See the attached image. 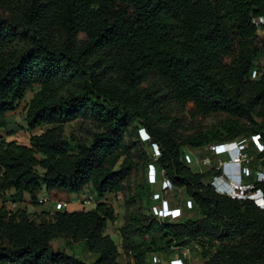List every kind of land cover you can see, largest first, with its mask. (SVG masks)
Listing matches in <instances>:
<instances>
[{"label": "trees", "instance_id": "obj_1", "mask_svg": "<svg viewBox=\"0 0 264 264\" xmlns=\"http://www.w3.org/2000/svg\"><path fill=\"white\" fill-rule=\"evenodd\" d=\"M261 18L264 0H0V131L35 87L25 122L30 132L46 127L29 145L0 135V201L14 193L39 205L44 192L50 203L67 202L89 187L99 201L124 195L142 144L151 161L158 147L157 185L169 181L165 201L181 210L158 220L134 209L122 228L134 262L122 263L106 234L116 221L112 207L39 218L1 205L0 264H87L80 249L96 257L92 264H147L148 255L200 239L219 244L209 264H264V208L218 193L211 182L221 168L196 173L185 160L186 149L210 157L211 144L240 139L251 170L243 182L264 199L257 181L264 150L251 140L264 142V121H257L264 119V71L250 79L264 57ZM167 103L192 118L226 112L230 119L181 140ZM74 121H89L88 137L66 133ZM140 129L150 139L133 142L131 131ZM134 194L131 201L162 208L147 182ZM135 236L143 242L132 245Z\"/></svg>", "mask_w": 264, "mask_h": 264}, {"label": "rangeland", "instance_id": "obj_2", "mask_svg": "<svg viewBox=\"0 0 264 264\" xmlns=\"http://www.w3.org/2000/svg\"><path fill=\"white\" fill-rule=\"evenodd\" d=\"M256 24L258 25L259 30H261L263 24L261 19L256 20ZM263 71H264V57H261L255 61L252 73L250 75V79L252 80L258 79V77L261 75ZM39 90L40 87H35L33 90L27 92L23 97V99L19 102L17 109L13 112H10L7 115L9 125L7 129L0 131V135H2L7 141H17L19 144L29 145L32 136L39 135L45 131L46 127H42L40 129L35 130L34 132H30L28 131L27 123L25 122L27 106L31 101V99ZM165 110H167L172 117L177 118L180 121L179 123L180 127L177 132L181 136V140H185L188 137L193 136L198 131L210 132L215 127L219 126L221 122H225L230 119L229 114L226 112H221L210 116H199L196 118H192L188 113L182 111L180 108L170 103H167L165 105ZM257 121L263 122L264 119L258 118ZM243 123L246 122L244 121ZM91 128L92 126L90 125L89 121H87V123H83V121H78V122L74 121L65 126V131L66 133L73 132L78 137L86 138L88 137ZM131 137L133 142H137L138 140L143 142V140L140 137L139 130L137 131V134L134 130H132ZM238 140L240 139H236L234 141H230L226 143L231 144V146H234L235 144L240 145ZM251 140L254 144L256 143L255 146L257 149L258 147L260 148V146H258V143L255 141L253 137H251ZM260 142L262 145H264L262 139H260ZM216 144L218 143L211 144L210 149L212 148V146ZM245 148L246 150L248 149V143L245 144ZM260 149H258L259 153L262 152ZM186 151H187L186 153L190 155L194 160V162L189 166L196 173H203L212 167L220 168L223 163L230 161L229 156L217 157L213 153L210 154V157H206L205 154L208 153L207 150L186 149ZM153 152L155 154V158L152 161H155L158 154L157 152H155V150H153ZM134 158L137 166L133 171V175L130 179L129 185L126 188L124 195L108 194L104 197L103 200H100L97 204L86 207L80 201V198H82L80 196L93 195L94 198H97L96 194L92 191V188L89 187L85 192H83L79 196L76 194L71 195L69 200V202H71V206L69 208L70 211H80V210L91 211L95 209L98 206V204H105L114 209L116 215V221L114 223H108L106 234L110 235L113 241L118 246L120 252L119 261L122 263L134 262L133 259H131L127 253V251L129 250V245L124 241V236L122 233V228L126 225L128 218L130 214L133 212V210L139 209L143 213H146L149 216L153 214L154 216L157 217L158 220H161V217L158 216V214H156L155 212L154 208L157 207L156 205H152L151 209L149 210L145 206L144 202L131 201L135 195L134 193L136 187L146 182L152 185L154 190L153 198L154 200H158L156 195L160 194L161 199L159 200H162V206L164 205V200H166V197L169 196L170 194L169 191L163 192V185H161V187L157 185L158 180L155 184L150 183V181H153V179L152 176L149 177V174L151 173L149 172V168H150L149 165L153 164V162L150 160L148 156L147 149L142 144L137 145V149L134 152ZM260 161H264V158H261ZM145 164H148L147 168H145ZM250 173L251 170L248 171L246 175ZM220 179H221L220 183H218L217 186L219 187V185L222 184V187L221 188L219 187L222 190V192L228 191V193H232L237 198L248 197L255 201H262V205L264 206L262 193L256 187L252 186L250 183L243 182L242 176L237 174H233V176L222 175ZM257 181L264 182L263 169L258 171ZM235 193L238 194L235 195ZM45 196L46 195L44 192L41 193L40 199L41 198L44 199ZM4 199L0 201V206L5 205V207L9 210H12V205H11L12 202H19V208L21 210H26L29 213H35L37 214V217H39L40 214L42 213L52 214L54 212L53 211L54 204H50L49 207L46 208L43 207L44 205L34 204L32 200L28 199L27 197L14 195V193H8ZM131 242L132 245H137L142 243L143 239L135 236ZM218 245H219L218 243H209L208 241L203 239L193 240V241H189L188 243L182 246H173L169 248L165 253L162 254L154 253V255L159 256L164 262V264H168L171 259H174L180 255L187 256L189 260V264H209V260L211 259V257L214 254H216V252L218 251ZM77 254L87 264H92L96 260V257L85 249L78 250ZM205 254H207L206 257ZM151 256L152 255L147 256L146 258L147 264H152Z\"/></svg>", "mask_w": 264, "mask_h": 264}, {"label": "built area", "instance_id": "obj_3", "mask_svg": "<svg viewBox=\"0 0 264 264\" xmlns=\"http://www.w3.org/2000/svg\"><path fill=\"white\" fill-rule=\"evenodd\" d=\"M261 21H262V23H264V19L261 18ZM139 133H140V137L143 140V142H146L150 139V136L145 129H140ZM253 138L258 143V146H260V148H261L260 149L258 147V149L263 151L264 145H262L260 142L261 138L258 135L253 136ZM239 143H240V145L235 144L234 146H231V144H229V143H219V144L212 146V148H211L212 153L217 157H220V156H229L230 157V161L223 163L222 166L220 167L223 171L224 176H231V175L233 176V174H231V173H233V171H232V169L228 168V164H234L237 167V168L236 167H234V168L238 169V173L240 176H242L243 173L246 174L249 171L246 164L250 163V158L248 157V154L246 152L247 151L245 148L246 143L244 141L239 142ZM154 150H155V152H157V154H158L157 157H158L160 153H159V149L156 145H154ZM185 160H186V164H188V165H190L194 162L192 157L188 154H186ZM149 167H150L149 172H151L149 174V177L152 176V179H153V181H150V183L155 184L157 182L156 168L152 164H150ZM220 168H218V169H220ZM234 168H233V170H234ZM221 177L215 178L211 182V185L214 186L216 188V190L218 191V193H220L221 195L231 196V197L235 198L236 196H234L232 193H228V191L222 192V190L220 189L222 187V184L219 185L220 188L217 186V184L220 183ZM162 185H163L164 190L171 187L169 181H167V180H165ZM236 194H238V193H235V195ZM156 196H157V198L159 197V195H156ZM80 197H82V198H80V201L86 207L92 206V205L97 204L99 202V200L97 198H94L93 195H84V196H80ZM47 203H50V202H48L47 198L39 200L40 205H45ZM53 204H54V207H53L54 211H65V210H68L71 206V202H69V201H67V202H56ZM11 205H12V210H14V211L21 210L19 208V202H12ZM188 205L190 208L191 207L190 202H188ZM154 209H155L156 214H158V216H160L161 218L171 217L172 219H175V218H178L181 216V210L180 209H170L167 201H165V200H164V205L162 206V208L156 207ZM187 262H189L187 256L182 255V257H181V255H180L174 259H171L168 264H187ZM152 263L153 264H164L162 259L157 255L152 256Z\"/></svg>", "mask_w": 264, "mask_h": 264}, {"label": "bare ground", "instance_id": "obj_4", "mask_svg": "<svg viewBox=\"0 0 264 264\" xmlns=\"http://www.w3.org/2000/svg\"><path fill=\"white\" fill-rule=\"evenodd\" d=\"M234 167H236L234 164H228V168L229 169H232V171H233V173H231V174H237V175H239V173H238V169H236V168H234ZM233 168H234V170H233Z\"/></svg>", "mask_w": 264, "mask_h": 264}, {"label": "crops", "instance_id": "obj_5", "mask_svg": "<svg viewBox=\"0 0 264 264\" xmlns=\"http://www.w3.org/2000/svg\"><path fill=\"white\" fill-rule=\"evenodd\" d=\"M77 195V194H76ZM79 196V195H78ZM23 197H27L28 199H30V197L28 195H24ZM42 199V198H41ZM44 199H46V196L44 197ZM50 204H53V203H47L45 204L43 207H49Z\"/></svg>", "mask_w": 264, "mask_h": 264}, {"label": "clouds", "instance_id": "obj_6", "mask_svg": "<svg viewBox=\"0 0 264 264\" xmlns=\"http://www.w3.org/2000/svg\"><path fill=\"white\" fill-rule=\"evenodd\" d=\"M238 190V189H237ZM263 201H264V199H263ZM257 202V204L261 207V208H264V206L262 205V201H256Z\"/></svg>", "mask_w": 264, "mask_h": 264}]
</instances>
